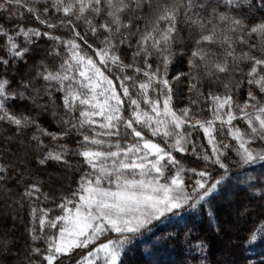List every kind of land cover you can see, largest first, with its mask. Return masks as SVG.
Instances as JSON below:
<instances>
[{"label":"snow or ice","instance_id":"obj_1","mask_svg":"<svg viewBox=\"0 0 264 264\" xmlns=\"http://www.w3.org/2000/svg\"><path fill=\"white\" fill-rule=\"evenodd\" d=\"M245 5L250 0H0V125L13 128L6 144H24L32 128L37 167L71 166L66 144L40 150L43 137L78 133L74 154L87 165L56 204L60 215L31 207L30 254L13 264H65L77 250L75 264H121L126 246L156 222L205 206L212 217L215 196L237 180L233 167L264 163V15ZM42 44L48 63L40 60L34 77L10 79ZM183 56L189 71L169 79ZM41 79L51 103L60 93L69 115L81 109L77 123L61 120L66 128L51 132L19 107L39 94ZM15 169L0 158V187ZM243 176L237 184L264 193V170ZM15 179L24 184L21 199L40 193L27 170ZM7 237L0 252L10 254Z\"/></svg>","mask_w":264,"mask_h":264},{"label":"trees","instance_id":"obj_2","mask_svg":"<svg viewBox=\"0 0 264 264\" xmlns=\"http://www.w3.org/2000/svg\"><path fill=\"white\" fill-rule=\"evenodd\" d=\"M259 2L260 0H250L251 8L245 5L243 11L247 13L251 10L257 16L264 15V9L260 8ZM183 27L181 25L182 29ZM182 35L186 36L187 32L182 31ZM47 47L48 45L42 44L40 52L30 63L27 66L21 64L18 68H13L9 78L14 76L18 81L21 76L34 77L39 70L37 65L40 60L48 63L44 55V49ZM56 64L58 65L59 61H56ZM188 71L187 57L183 56L170 67L169 79L179 72ZM34 86L39 90V94H32L34 100H25L19 105L26 115L36 118L40 125L51 132L66 128V125L60 123L61 120L70 119L73 123H77L80 108L69 115L63 108L62 94H55V104H53L44 91L45 82L42 79L39 82L34 81ZM181 88L186 92L184 84ZM45 105L47 111L42 107ZM0 127L4 129L0 131V158L16 164L13 180L6 186L0 187V236L7 232V238L13 242L10 245V254L0 252V264H13L18 256L30 254L25 253V242L31 243L28 232L32 227L31 207L52 208L53 212L49 213V217L60 215L61 212L56 208V204L76 188L82 171L87 170V165L83 164L82 158L74 154L78 142L82 139L78 133L55 141L51 137H43L46 147L40 150V154H43L50 149L57 150L59 144H66L71 166L49 161L46 166L37 167V152L32 147L31 141L34 129L29 128L26 131L22 137L24 144L8 145L4 137L12 135L13 128L7 124H2ZM83 131L92 135V130L86 125ZM5 147L10 148L11 154L2 151ZM21 159L23 163L20 162ZM233 159H236L234 155ZM182 163H185L186 167L195 166L187 161ZM26 170L38 181L41 189L32 201L27 197L21 199L24 184L17 186L15 179L17 174H24ZM262 170L264 163L246 166L244 169L233 167L232 175L237 177V180L226 183L221 192L215 196L212 217L208 216V206H205L203 209H187L176 216L162 219L155 224L151 232L135 237L126 246L121 264H264V220L260 219V214L264 213V199H262L264 193L254 194L243 184H237L238 180L244 178V172L259 173ZM234 184L237 186L233 187ZM4 188L11 191L6 192ZM44 194H47L48 199H45ZM230 195L231 199H229ZM36 227L39 232L38 221ZM251 231H257V239L250 242ZM198 244L202 250L197 247ZM38 245L42 246V242H38ZM79 256L80 252L77 250L71 261H65V264H75Z\"/></svg>","mask_w":264,"mask_h":264},{"label":"rangeland","instance_id":"obj_3","mask_svg":"<svg viewBox=\"0 0 264 264\" xmlns=\"http://www.w3.org/2000/svg\"><path fill=\"white\" fill-rule=\"evenodd\" d=\"M258 146V145H257ZM157 223V222H156Z\"/></svg>","mask_w":264,"mask_h":264}]
</instances>
